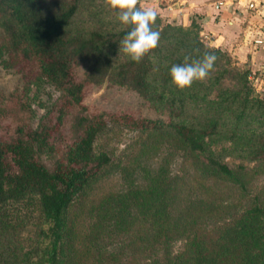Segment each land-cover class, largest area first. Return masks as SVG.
Wrapping results in <instances>:
<instances>
[{"label": "trees", "instance_id": "obj_1", "mask_svg": "<svg viewBox=\"0 0 264 264\" xmlns=\"http://www.w3.org/2000/svg\"><path fill=\"white\" fill-rule=\"evenodd\" d=\"M80 1L0 0V64L60 92L36 128L23 121L5 136L0 125V207L37 197L44 222L34 248L0 251V264H264V177L209 148L217 121L185 118L169 74L149 78L152 50L116 62L117 41L73 34ZM105 84L136 91L157 115L91 104L90 92ZM9 110L0 93V117ZM112 125L142 138L120 156L97 150ZM166 145L181 153L175 167L161 155ZM244 146L264 165V132ZM39 148L55 157L51 167ZM113 172L123 187L83 200Z\"/></svg>", "mask_w": 264, "mask_h": 264}, {"label": "rangeland", "instance_id": "obj_2", "mask_svg": "<svg viewBox=\"0 0 264 264\" xmlns=\"http://www.w3.org/2000/svg\"><path fill=\"white\" fill-rule=\"evenodd\" d=\"M175 1L137 0L138 7L147 5L157 11L153 27L160 33V40L149 55L153 66L149 78L161 79L168 75L170 64L181 62L185 55L214 53L213 68L208 76L203 80H194L190 86L180 89L185 98V118L195 121L210 118L217 121L218 132L210 138L209 148L224 161L249 165L257 170L255 179L261 180L264 177V165H256L250 159L251 155L246 152L244 142L249 143L252 137L264 132L263 8L260 11L258 6H253L250 12L241 13L233 25L228 23L229 18H225L223 24H217L219 17H216L209 26V21L204 20V14L168 12L167 6H173ZM69 28L73 34L85 37L99 32L111 41H117L118 48V34L128 26L118 25L115 10L109 6V0H81ZM213 31L218 34H213ZM234 31L236 40L226 44L225 40H230ZM118 59L128 57L119 52L115 61L118 62ZM0 93L10 100L11 106L8 115L0 117L2 130L7 131L5 136L23 121L36 128L50 113L60 94L44 78L25 84L20 73L2 64ZM87 100L104 108H131L151 116L157 115L136 91L117 85L96 86ZM141 138L140 133L112 125L99 135L96 149L120 156ZM171 154L172 150L166 145L161 155L168 158L167 165L175 167L181 153L175 149ZM38 156L48 167L53 165L55 157L47 150L39 148ZM122 179L118 172H113L96 180L90 185L83 200L89 201L123 187L125 182ZM43 225L37 197L30 196L22 201L4 204L0 207V251L10 247L11 251L16 250L23 255L36 246L37 234ZM180 247L181 244L177 243L174 250H180Z\"/></svg>", "mask_w": 264, "mask_h": 264}, {"label": "clouds", "instance_id": "obj_3", "mask_svg": "<svg viewBox=\"0 0 264 264\" xmlns=\"http://www.w3.org/2000/svg\"><path fill=\"white\" fill-rule=\"evenodd\" d=\"M109 6L115 10L118 25L129 26L119 41V52L139 61L160 40V33L153 23L157 11L147 5L137 6V0H109ZM215 54L204 52L201 56L185 55L181 62L171 63L168 74L171 82L179 89L190 86L194 80H203L213 68Z\"/></svg>", "mask_w": 264, "mask_h": 264}, {"label": "crops", "instance_id": "obj_4", "mask_svg": "<svg viewBox=\"0 0 264 264\" xmlns=\"http://www.w3.org/2000/svg\"><path fill=\"white\" fill-rule=\"evenodd\" d=\"M253 6H258L259 10L263 8L264 11V0H176L173 3V6L170 5L167 6V11L168 12L180 11L182 13L197 12L200 15L204 14L203 16L204 20L205 22L209 21V26L213 24L214 22L213 20L216 17H219V19L217 20L218 22L217 24H223L225 18L227 20L229 18L230 21H228V23L233 25L239 19L241 13L243 14L246 11L250 12ZM227 31L228 30L225 31L226 36H228ZM213 34H218V32L213 31ZM235 36L236 35L234 31V34L230 35V40L229 39L225 40L226 44L230 43V41L236 40ZM224 38L226 39L227 37ZM215 40L218 41L216 37Z\"/></svg>", "mask_w": 264, "mask_h": 264}]
</instances>
